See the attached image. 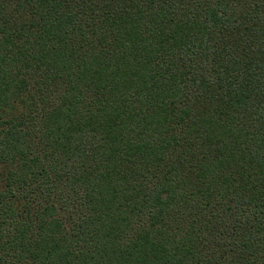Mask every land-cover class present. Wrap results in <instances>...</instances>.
I'll return each instance as SVG.
<instances>
[{
  "label": "trees",
  "instance_id": "obj_1",
  "mask_svg": "<svg viewBox=\"0 0 264 264\" xmlns=\"http://www.w3.org/2000/svg\"><path fill=\"white\" fill-rule=\"evenodd\" d=\"M0 264H264V0H0Z\"/></svg>",
  "mask_w": 264,
  "mask_h": 264
}]
</instances>
